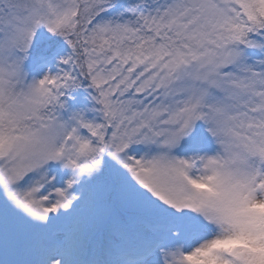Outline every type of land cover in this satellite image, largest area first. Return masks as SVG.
<instances>
[{
  "label": "snow or ice",
  "instance_id": "1",
  "mask_svg": "<svg viewBox=\"0 0 264 264\" xmlns=\"http://www.w3.org/2000/svg\"><path fill=\"white\" fill-rule=\"evenodd\" d=\"M0 264H264V0H0Z\"/></svg>",
  "mask_w": 264,
  "mask_h": 264
}]
</instances>
